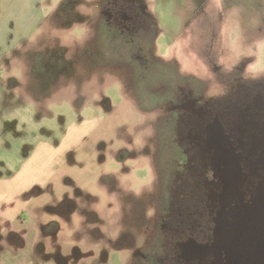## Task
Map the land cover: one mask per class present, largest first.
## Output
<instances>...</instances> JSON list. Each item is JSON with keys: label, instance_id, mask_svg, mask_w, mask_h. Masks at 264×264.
Returning <instances> with one entry per match:
<instances>
[{"label": "flooded vegetation", "instance_id": "af4514ba", "mask_svg": "<svg viewBox=\"0 0 264 264\" xmlns=\"http://www.w3.org/2000/svg\"><path fill=\"white\" fill-rule=\"evenodd\" d=\"M212 2L202 3L197 8L198 16L184 24L173 17L172 23L163 26L160 11L154 10L155 6L152 9L151 0H98L92 6L101 5V14L86 19L90 31L93 30V40L81 47L76 44V49L82 52L93 46L88 49L93 55L91 60L66 61L62 51L69 50V45L59 43L27 57L30 83L26 90L37 105L49 98L51 83L59 82L63 75L78 77L83 68L90 76L101 65L103 70L119 75L124 97L131 99L138 110L156 115L155 119L152 117L153 126L159 122V127H165L172 135L167 146H161V130L157 128L150 145L140 149L147 147L144 158L153 165V184L136 192L132 189L136 187L133 180L131 189H121L119 216L113 221L110 211L107 225L97 210L89 211V205L79 202L84 193H92L77 188V178L65 172L62 181L69 187L66 192L78 198L63 201L59 207H47L58 214L41 229L45 235H51L52 242L60 239L57 230L63 227L61 221L69 223L67 220L77 212L85 223L97 221L86 229L94 231L93 238L85 240L96 243V237L106 231L111 247L129 252L126 264H264V73L247 74V62L240 60L235 64L223 63L224 48L216 39L222 34L218 38L222 41L224 30L211 32V39L206 40L204 32L208 24L199 16L216 17L218 24L223 21L220 13L210 14ZM60 10L73 18L78 16L76 4L71 6L67 0L61 2ZM166 26L178 36L169 43L170 53L163 55L157 52V43L162 35L170 34L163 31ZM196 27V35L203 39L191 37ZM104 36L123 38L130 45L128 58L101 62L99 40ZM179 50L195 53L207 62L213 76L202 77L194 68H185ZM133 53L139 54L138 57ZM147 98L162 100V104L139 108L137 103ZM95 127L91 126L87 136ZM168 148L169 154L164 155ZM44 189L36 186L29 197L42 195ZM83 210L89 211V215ZM56 222L58 225L54 226ZM2 229H7L6 234ZM25 236L23 231L12 229L9 222L0 225L2 249L6 245L24 247ZM76 238L84 239L81 235ZM37 243L38 253H27L24 264H38L41 256L42 264H47L45 254L55 264H77L80 258L83 260V251L78 256L73 251L66 252L59 242L51 252L46 251L44 240ZM15 255L8 259L15 261Z\"/></svg>", "mask_w": 264, "mask_h": 264}, {"label": "rangeland", "instance_id": "374dc122", "mask_svg": "<svg viewBox=\"0 0 264 264\" xmlns=\"http://www.w3.org/2000/svg\"><path fill=\"white\" fill-rule=\"evenodd\" d=\"M62 1L64 0L39 1L36 8L46 17L43 25L33 34L31 33L33 29L28 31L29 29L25 28L26 32H21L28 33L29 35H25L28 37L20 40L15 46L0 45V94L2 87L11 86L8 84L11 79L17 81L16 85L13 84L15 90L12 92V99L2 100L0 97V176H9L18 170L21 161L32 152L34 144L39 140H51L53 144H57L58 139L66 133L70 122L80 123L89 120L87 125L90 127L96 125V127L89 136L85 137L79 147L71 149L66 154L64 161H72V164L63 162L59 165V173L50 183L52 186L45 187L44 193L40 196L28 197L29 206L25 214H21L23 219L15 221V230L23 231L27 242L24 247L10 246L12 249L4 253L5 255L0 253V264H24L25 259L23 258L27 253H38L37 242L39 240H44L48 252L55 251L58 242L60 248L64 247L66 252L73 251L77 256L78 252L83 251V260L81 261L80 258L77 264L81 262L85 264H126L125 260L129 252L126 253L123 249L117 251L111 247V243L107 241L106 231V233L103 231L99 238L96 237V243L91 242L94 245L85 240V238H93L94 231L86 229H90L97 221L85 223L77 212L67 220L69 223L66 220L61 221L64 228L62 227L61 231L57 230L60 239L52 242L49 237L51 235H45L41 229L42 225L58 214L52 213V208L47 209V207H59L58 205L63 201L68 203L67 201L72 198H78L72 192L67 194L66 190L68 191L69 187L63 185L64 175L72 174L77 178V188L83 192V189H86L92 193H84L85 196L79 197V202L89 205L91 208L89 211L97 210L100 213V219L105 220H103L105 225H107V216L110 211L115 221L119 216L120 202L123 198L121 189H131L130 182L133 180L136 187L132 189L136 192L149 188L153 184V165L144 158L147 147L142 151L140 149L147 144L150 145L152 138L156 137L157 128L161 130L159 136L161 146L164 144L166 147L172 135L167 133L168 129L166 130L165 127H159V122L153 126L152 117L155 119L156 115L138 110L131 99L124 97L123 84L119 75H113V72L109 71V73L107 69L103 70L101 65H98L97 70L90 76H87L89 74L82 68L78 69V77L63 75L59 82L55 84L52 82L51 85H53L49 88V92L47 91L49 98L41 101V105H37L32 96L28 95L26 88L28 82L30 83L27 70L29 54L35 55V51L43 50V47L50 49L59 43L69 45V50L62 51V58L66 61L83 60L86 62L93 58L91 50H88L93 46L86 47V51L82 52V49H76V44H80L81 47L82 44L93 40L94 33L93 30L90 31L86 19L89 15H92V18L98 17L101 14V5L98 8L92 6L93 3H98V0H67L71 6L76 4V11L80 16L73 18L60 10ZM205 1L208 0H151V5L152 9L155 6L154 10L160 11V21L165 26L172 23L173 17L181 24L189 21L188 19L192 20L199 14L197 8ZM212 1L214 8L210 10V14L215 11L220 13L223 21L218 24V21H215L216 17L210 19L207 14L199 16L204 24H208L204 32L207 36L206 40L211 39V32L219 33L224 30L222 41L218 40L222 34H219L216 39L224 48L223 63L235 64L240 60V62H247L249 67L247 74L264 73V0ZM27 5L28 2L19 4V2L15 3V0H0L2 27L9 21L6 17L19 12L20 6L27 7ZM51 13L53 18L49 19L48 16ZM15 23L25 26L27 21L15 20ZM174 25L177 27L178 23L175 22ZM169 27H163V31L169 34L171 32ZM181 28L179 27L178 30L180 31ZM197 29L198 27L194 30L195 33L192 32L191 37L194 35L197 39L200 37L203 39V36L196 35ZM19 31L15 30L17 33ZM176 34L177 32L162 35L157 43L159 54L168 55L170 53L169 43L173 38H177ZM18 38L21 36H17ZM99 45V49L102 50L100 61L103 63L127 59L130 54L128 52L130 45L120 37L104 36L99 40ZM202 45H199V48H202ZM186 46L183 45L182 48ZM179 51V57L185 68H194L196 74L202 77L213 76V73L207 69V62L197 58L195 53L188 54L184 50ZM133 54L135 57L139 55ZM141 54L144 55V52ZM160 104L162 100H151L150 98L141 99L137 103L142 109H150ZM168 152L169 148L164 151V155L169 154ZM92 177L93 179L88 180ZM33 190L35 187L32 188V192ZM76 192L80 193L78 189ZM21 199L24 200L23 196ZM89 211L83 210L86 216L89 215ZM88 218L91 220L90 216ZM53 225L57 226L58 223H53ZM79 235L84 239L77 240L76 237ZM12 254H18V256L15 255V261L8 259ZM44 256L45 259L47 258V264H55L46 254ZM41 258L42 256L39 257L38 264L44 261ZM56 261H60V258Z\"/></svg>", "mask_w": 264, "mask_h": 264}, {"label": "crops", "instance_id": "0c3cea01", "mask_svg": "<svg viewBox=\"0 0 264 264\" xmlns=\"http://www.w3.org/2000/svg\"><path fill=\"white\" fill-rule=\"evenodd\" d=\"M39 1L41 0H15V3L28 2V5L27 7L20 6L19 12L11 17H6L9 21L3 27L0 23L1 46H15L20 40L22 41L28 37L25 36L28 33L24 34L21 31H25V28L26 30L29 29L28 31L33 29L31 31L33 34L43 25L46 17L36 8ZM15 20L27 21V23L25 26L17 25ZM16 29L20 31L17 33L15 32ZM17 36H21V38L17 39ZM10 82H12L10 87H2V93L0 94L2 100L4 98L12 99L13 97L15 80L11 79ZM7 89L10 91H5ZM89 122V120L82 123L70 122L66 133L58 139L57 144H53L51 140H39L34 144L35 147L32 152L21 161L18 170L9 176H0V225L9 222L11 228L15 230V221L22 216L21 214H25L29 206L28 197L32 192V188L36 186L47 187L55 180L59 173V165L64 161L66 154L71 149L79 147L85 136L90 133L91 127L87 125ZM22 196L24 200L21 199ZM1 231L6 234L7 229ZM11 249L12 247L9 246L5 249L0 247V253L4 254Z\"/></svg>", "mask_w": 264, "mask_h": 264}]
</instances>
